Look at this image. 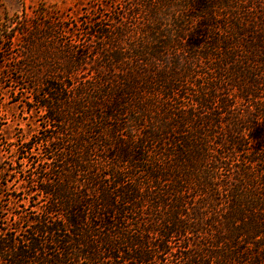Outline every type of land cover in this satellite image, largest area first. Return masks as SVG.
I'll return each mask as SVG.
<instances>
[{
  "label": "trees",
  "instance_id": "trees-1",
  "mask_svg": "<svg viewBox=\"0 0 264 264\" xmlns=\"http://www.w3.org/2000/svg\"><path fill=\"white\" fill-rule=\"evenodd\" d=\"M58 13H0L56 130L19 149L39 202L0 264H264V0H128L87 45Z\"/></svg>",
  "mask_w": 264,
  "mask_h": 264
},
{
  "label": "rangeland",
  "instance_id": "rangeland-1",
  "mask_svg": "<svg viewBox=\"0 0 264 264\" xmlns=\"http://www.w3.org/2000/svg\"><path fill=\"white\" fill-rule=\"evenodd\" d=\"M127 1L0 0V13L9 18H25L26 15L35 17L36 12L47 7L49 10L59 12L58 15L63 17L65 25L59 36L61 41L66 43L65 41L77 40L81 44L87 45L88 42L85 41V37H88L85 30L88 27L86 18L97 15L104 18L105 24H111L114 12ZM36 22L38 20L34 19L33 24ZM23 39L21 37L16 41V49L25 52L26 46ZM22 62L26 64L27 61L23 59ZM17 67H19L17 60L3 61V58L0 59V207L4 209L0 217L3 219L5 227L15 230L19 228L24 231L26 225L23 220L27 216L34 217L32 212L36 209L35 206L38 205L39 198L35 193L27 192L31 187L25 182L31 177V173L29 172L28 159H23L24 163H27L26 165H23L19 159L21 157L19 149L24 143L31 140L43 139L46 141L47 137H52L56 130L53 122L50 123L43 111L31 106L34 104L31 102L30 94L22 89L17 90L29 81L27 76L16 73ZM18 78L19 82H14ZM45 126L51 129L50 132H45ZM44 145L36 146L30 157L39 153L40 156H44L47 147L46 144ZM48 175L54 177L53 173ZM16 215L21 217V225L18 224V227L15 224Z\"/></svg>",
  "mask_w": 264,
  "mask_h": 264
}]
</instances>
